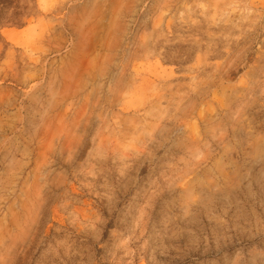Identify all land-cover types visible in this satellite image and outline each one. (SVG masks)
<instances>
[{"label":"rangeland","instance_id":"1","mask_svg":"<svg viewBox=\"0 0 264 264\" xmlns=\"http://www.w3.org/2000/svg\"><path fill=\"white\" fill-rule=\"evenodd\" d=\"M0 15V264H264V0Z\"/></svg>","mask_w":264,"mask_h":264},{"label":"trees","instance_id":"2","mask_svg":"<svg viewBox=\"0 0 264 264\" xmlns=\"http://www.w3.org/2000/svg\"><path fill=\"white\" fill-rule=\"evenodd\" d=\"M3 19H4V18H3V15H0V25H1V23H4V22H3ZM5 21L8 22V21H10V20H5Z\"/></svg>","mask_w":264,"mask_h":264}]
</instances>
